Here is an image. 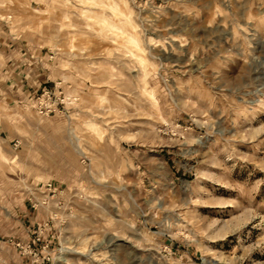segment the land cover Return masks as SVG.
I'll list each match as a JSON object with an SVG mask.
<instances>
[{"label": "rangeland", "instance_id": "374dc122", "mask_svg": "<svg viewBox=\"0 0 264 264\" xmlns=\"http://www.w3.org/2000/svg\"><path fill=\"white\" fill-rule=\"evenodd\" d=\"M0 264H264V0H0Z\"/></svg>", "mask_w": 264, "mask_h": 264}, {"label": "bare ground", "instance_id": "6f19581e", "mask_svg": "<svg viewBox=\"0 0 264 264\" xmlns=\"http://www.w3.org/2000/svg\"><path fill=\"white\" fill-rule=\"evenodd\" d=\"M111 9H112V11L115 14H117V15H120L121 14V12L118 10V8H117L116 5H112L111 6ZM103 22H104L105 25L106 24L108 25L109 29L116 30V31L121 32V33H125V27H124L125 25L123 23L117 24V23H115V22H113V21H111L109 19H106V18L103 20ZM128 37H129L128 38V43L131 46H133L135 48H138L140 46V41H139V39L135 35H133V34L130 35L129 34Z\"/></svg>", "mask_w": 264, "mask_h": 264}, {"label": "built area", "instance_id": "2783aa9c", "mask_svg": "<svg viewBox=\"0 0 264 264\" xmlns=\"http://www.w3.org/2000/svg\"><path fill=\"white\" fill-rule=\"evenodd\" d=\"M15 146H16V145H15ZM15 246L18 247V248H20V249L22 248V245L19 244V243H16ZM29 247H30V245H27V248H29Z\"/></svg>", "mask_w": 264, "mask_h": 264}]
</instances>
